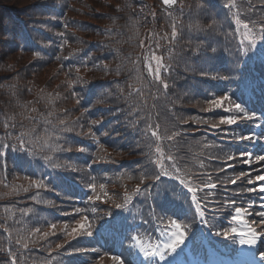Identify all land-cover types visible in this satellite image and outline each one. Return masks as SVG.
Here are the masks:
<instances>
[{
	"label": "trees",
	"instance_id": "1",
	"mask_svg": "<svg viewBox=\"0 0 264 264\" xmlns=\"http://www.w3.org/2000/svg\"><path fill=\"white\" fill-rule=\"evenodd\" d=\"M238 3L244 23L257 20L264 11V4L256 0L250 13L245 11L247 0ZM212 21L213 26L207 27ZM242 31L224 0H179L175 9L166 8L161 0H0V143L17 146L0 150V225L9 228L0 227V249L21 252L26 264H47L50 257H56L51 264H114L112 256L137 257L134 236L144 243L159 241L161 232L174 229L175 220L185 234L183 241L192 242L193 258L201 261L212 253L242 247L236 233L222 235L240 228L241 223L233 220L235 208L227 207L225 197L241 189L249 191L234 197L235 206L247 209L243 219L263 230L259 213L264 211V181L256 177L264 173V160L257 159L264 156V148L253 140L263 141L264 132V99L254 87L256 82L264 90L258 79V73H264V39L252 36L241 44ZM153 53L161 57L160 77L168 89L148 69L146 56ZM69 81L74 82L71 87ZM137 89L143 92L137 94ZM252 92L255 97L249 100ZM224 96L229 100L224 101ZM98 99L103 102L96 103ZM211 99L222 100L223 107L205 111ZM234 104L254 118L219 129L198 123L229 118L232 114L226 110ZM93 120L100 122L93 125ZM146 122L174 126L182 135L175 146L161 139L149 148ZM256 122H260L257 130ZM66 127L72 131H65ZM93 133L104 151L91 139ZM21 136L23 141L17 139ZM155 143L166 157L174 156L182 170L207 171L214 180L239 179L218 184L201 218L190 193L174 176L139 179L144 172L159 170ZM224 153L228 156L223 160L216 158ZM172 162L165 158L164 166ZM199 162L206 168L201 169ZM52 163L83 171L53 169ZM219 169L223 170L214 171ZM86 173L97 177L96 194L101 195L95 202L97 211L84 213L92 225L91 235L76 237L56 256L55 245L65 239L59 229L65 223L75 226L80 217L74 208L90 207L92 193L81 179ZM39 179L47 187L30 185ZM100 183L107 197L100 192ZM138 187L140 194H134ZM126 195H132L131 201L118 208ZM33 196L54 206L38 203ZM201 206L205 207L203 201ZM48 222L57 223L56 235L41 240L43 232L51 231ZM117 223L122 226V239L105 247L100 232L108 224L118 227ZM15 230L28 238L27 250L17 245ZM9 259L0 250V264H9Z\"/></svg>",
	"mask_w": 264,
	"mask_h": 264
},
{
	"label": "snow or ice",
	"instance_id": "2",
	"mask_svg": "<svg viewBox=\"0 0 264 264\" xmlns=\"http://www.w3.org/2000/svg\"><path fill=\"white\" fill-rule=\"evenodd\" d=\"M163 3L167 5L169 8H171L173 5L177 3V0H163ZM248 8H251V4L247 3ZM224 6L229 10V12H232L233 17L235 18V24L236 20L238 19L240 23V28L243 29V31L240 33L243 39L241 40V44L244 43L245 40H248L250 37L255 36V39L262 40L264 39V18L257 19V20H250L247 23H244L241 20V4L238 3V0H224ZM233 9H237V11L233 12ZM254 9H252L253 11ZM251 11V12H252ZM251 25V26H250ZM60 36H64V33H58ZM177 35L176 32V26H172V37H175ZM255 39L252 40V43L255 44ZM64 44L68 43L67 39H64L63 41ZM39 55V53H37ZM57 60H60L61 57L57 56ZM160 67L158 66L156 69V75H155V81H158L160 85L163 86L164 89H168L169 84L166 83L164 80L161 79L160 77ZM79 71V69H77ZM75 82H80L79 78ZM74 83L73 81H69V87H71V84ZM86 83V82H85ZM119 88V85H117ZM121 92L124 91V89L120 88L119 89ZM137 94H140L143 92V89H137L136 90ZM132 93H129V96H131ZM224 101L229 100L228 96L223 97ZM102 100H97L96 103H102ZM223 103L222 100L220 99H211L209 101V107L207 109H204L205 111H210L213 108H222ZM87 111V109H85ZM134 111H138L137 109H134ZM227 112L231 113L232 115L229 116L227 119H220L218 123H214L210 120H200L198 123H203L205 125H209L212 129H219L220 125H234L236 124L239 120H251L254 117L251 114L244 113L243 110L241 109L240 105L234 104L232 108H229L226 110ZM100 121L98 120H93L91 121V124L95 125L98 124ZM61 124L64 123V121L60 122ZM135 126V125H134ZM65 131H72L71 128H65ZM144 133L146 138L149 141V148L152 147L153 142H158L161 139L167 140V141H172L173 144L172 146H175L177 142V138L182 135V133L178 130L175 129V127H168L167 125L162 126L161 124H155L153 125L150 122H146V126L144 128ZM80 135H88L87 133H80ZM107 135V133H105ZM232 139H248L247 137H236L233 136L231 137ZM20 141H23V136L17 138ZM91 139L95 142L100 144L99 139L97 136L93 133L91 134ZM199 143V141L197 142ZM11 147L13 149H17L16 145H6L3 143H0V150L4 149L5 147ZM214 146V145H213ZM155 148H156V154L158 155L157 160L155 163L158 165V171L152 172V174L148 175L146 174L147 172H144L141 174L139 179L141 182L148 180V181H153L156 180L159 176H168L172 177L174 176L183 186L188 190L191 196V201L193 204H195V210L199 214L201 218L205 217V211L207 210V207L213 202L210 200V197H214L216 195L215 189L217 188L218 184L219 185H225L228 183H236V180L239 179V176L236 177L234 180H229L227 177L223 178H217L214 180V177L211 173L204 171L200 173H193L191 169H186L182 170L177 163L175 162V157L171 156L170 154L165 155L164 151L162 150V147L159 143H155ZM20 149H23V143H21ZM100 149L101 151H104V146L103 144H100ZM57 150H63V149H57ZM79 151H84L85 149H77ZM68 151H71V149H68ZM2 152V151H0ZM198 155H202V153H198ZM210 155H212L210 153ZM247 154H240V156H245ZM225 156H228V153H224L223 155H220L216 157L219 160H223ZM99 160H106V156H98L97 157ZM165 158L172 160L173 162L168 166H164V160ZM232 158V157H229ZM46 160H48L51 163V158L50 157H45ZM258 160H264V156L262 157H257ZM199 166L201 169L206 168V165L202 162H199ZM53 169H59V168H71L73 172L76 171H83V169H77L73 165H60V164H55L52 163ZM223 169L219 170H214V171H222ZM191 176V179L189 178ZM25 179H28L27 176L24 177ZM131 179V177H129ZM82 182L86 188H89L91 190L92 195L89 197V202H90V207L85 209V208H80L76 207L74 208L73 213L76 214L78 219H75V226L70 227L69 224L65 223L63 226L59 229L62 233H64L65 239L64 242L61 244H56L55 245V251H56V256H60L61 249L64 248L66 245L69 244L72 240H74L76 237H79L81 235H91V228L92 225L89 223V218L87 215L84 213L87 211H90L92 213H95L97 211L95 202L101 200V195L96 194L97 193V177L92 176L90 173H86L84 176L81 177ZM257 180L264 181V176L258 175L256 177ZM249 183H253V181L250 179L248 181ZM31 186H35L36 188H45L47 187V184L45 183L44 179H39V180H32L30 181ZM105 185L103 183L99 184V189L100 192L107 197L108 193L104 191ZM24 192H27L29 189L28 188H22ZM262 191H264V187L261 188ZM144 191H148V188L146 185L144 186ZM249 191V189H241L240 192L232 193L231 197H225V202L227 203V207L235 208V216L233 217V220L237 221L238 223L244 224L245 226V231H242L239 233V243L242 245H255L257 243L258 238L264 237V231H260L258 233V230L256 227H248L246 223L241 219L242 215L246 214L247 209H244L242 207H237L235 206V200L234 197L236 195H242L244 192ZM141 189L138 187L136 189V192L134 194H140ZM203 195H200V194ZM38 195V194H37ZM33 200H37V196L32 197ZM132 199V195H126L125 196V203L124 205H116L118 208L119 207H126L127 203L130 202ZM201 201L204 202L205 207L202 208L201 206ZM38 203H45L48 204L49 206H54L52 201H41L37 200ZM220 210L223 211V205L220 206ZM23 212H31L32 209H24L22 210ZM73 213H64L65 215H70ZM260 217L262 220H264V211H261L259 213ZM49 227L51 231H46L43 232V235L39 237L41 240H47L49 236H54L56 235V230H57V223L54 222H48ZM172 225L175 229V231L171 232V235L167 237L168 241L167 243H164L162 247L160 246H155V247H149L145 248L140 242L137 240L136 244L138 245L140 251L144 253L145 256H157L160 259H163L166 253V250H174L185 238L184 232L180 231L181 229V224L177 223L175 220L172 221ZM0 227H3L5 231H9V228L6 225H0ZM17 232V235L19 238L16 239L17 245H20L22 249L27 250L29 248V244L25 242L28 238L24 236H19V231L20 230H15ZM41 231L40 228L36 229V232L39 233ZM10 233V232H9ZM232 233H237V228L232 227L229 230H225L222 235L225 236L226 238L230 236ZM220 235L221 233H217ZM35 235V233H33ZM161 235H164L163 232H161ZM12 237L9 236V239ZM32 244H36V240L31 241ZM2 251H6L7 256L10 258L9 259V264H26V257L23 259L21 258V252L18 251H13L11 247L8 249H0ZM77 251H82V250H77ZM56 257H50V259L47 261V264H51L52 260H55ZM112 260L114 261V264H122L119 258L116 256H112ZM57 264H60V261H57Z\"/></svg>",
	"mask_w": 264,
	"mask_h": 264
},
{
	"label": "rangeland",
	"instance_id": "3",
	"mask_svg": "<svg viewBox=\"0 0 264 264\" xmlns=\"http://www.w3.org/2000/svg\"><path fill=\"white\" fill-rule=\"evenodd\" d=\"M146 64L148 66L149 71L154 75H156L157 67L161 66L160 67V74H161L162 62H161V57L158 54L156 53L148 54L146 56ZM243 230H246V229H243Z\"/></svg>",
	"mask_w": 264,
	"mask_h": 264
},
{
	"label": "clouds",
	"instance_id": "4",
	"mask_svg": "<svg viewBox=\"0 0 264 264\" xmlns=\"http://www.w3.org/2000/svg\"><path fill=\"white\" fill-rule=\"evenodd\" d=\"M256 2H257V3H260V4H264V0H256ZM247 3L251 4V8H247V9H245V11L250 13V12L252 11V9L255 7V5H253L252 0H247ZM232 15H233V14H232ZM261 18H264V11L259 12L258 19H261ZM214 23H215V21H212L211 23H209V24L207 25V27H209V28L212 27ZM240 23H241V22L237 19V20H236V25H237L238 28L240 27ZM138 34H139V33H137V35H138ZM64 59H67V57H64ZM97 67H98V65H97ZM104 67L107 68L106 65H105ZM77 71H78V70H77ZM117 74H119V71L117 72ZM73 95H75V93H73ZM77 103H80V101L78 100ZM238 105H239V104H238Z\"/></svg>",
	"mask_w": 264,
	"mask_h": 264
},
{
	"label": "water",
	"instance_id": "5",
	"mask_svg": "<svg viewBox=\"0 0 264 264\" xmlns=\"http://www.w3.org/2000/svg\"><path fill=\"white\" fill-rule=\"evenodd\" d=\"M176 5V4H175ZM175 5H173L172 7H175Z\"/></svg>",
	"mask_w": 264,
	"mask_h": 264
}]
</instances>
